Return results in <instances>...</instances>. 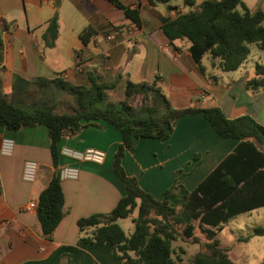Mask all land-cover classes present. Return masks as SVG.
Here are the masks:
<instances>
[{
  "label": "crops",
  "instance_id": "crops-1",
  "mask_svg": "<svg viewBox=\"0 0 264 264\" xmlns=\"http://www.w3.org/2000/svg\"><path fill=\"white\" fill-rule=\"evenodd\" d=\"M120 1L139 10L141 27L108 0H0L2 92L9 100L26 106L35 89L46 88L38 85L40 79L58 80L63 83L60 87L77 88H90L91 78L98 84L120 80L122 87L127 81L155 82L175 109L218 106L228 119L250 116L264 127V89L255 94L246 89V82L255 76L257 62L248 68V58L237 71L223 72L218 62L206 55L202 72L189 52L190 42L179 40L174 47L161 32L163 20H173L193 7L186 6L184 0H172L167 5H151L149 0ZM202 1L196 0V5ZM144 9L153 13L147 22ZM250 10L264 12V0ZM56 14L59 34L55 46L49 48L43 35ZM86 29L95 32L88 44L81 39ZM109 36L114 39L109 41ZM108 51L110 56L106 57ZM257 51L254 56L264 62V52ZM17 77L23 80L19 84ZM68 93L78 102L73 92ZM96 124L63 138L59 168L53 164L46 127L13 131L0 126V146L4 139L15 142L12 156L0 153V264H123L112 245L82 242L78 227L80 219L110 213L126 195L125 185L113 171L122 135L105 122ZM238 144V140L218 136L203 117L188 116L176 122L168 141L141 139L135 149L126 151L122 166L145 192L162 201L173 186L177 187L175 194L181 189L194 191ZM65 147L97 149L106 158L99 165L74 162L61 155ZM27 160L38 163L34 183L22 180ZM66 166L78 167L80 175L76 180H61L65 216L48 240L42 234L37 210L27 208L33 202L38 205L40 194L57 169L60 172ZM170 202L181 209L177 197L170 198ZM220 244L235 264L234 258L247 259L245 254L232 256L231 249Z\"/></svg>",
  "mask_w": 264,
  "mask_h": 264
},
{
  "label": "trees",
  "instance_id": "trees-1",
  "mask_svg": "<svg viewBox=\"0 0 264 264\" xmlns=\"http://www.w3.org/2000/svg\"><path fill=\"white\" fill-rule=\"evenodd\" d=\"M108 1L141 27L138 9H130L120 0ZM171 1L149 0L151 5H167ZM184 3L194 9L173 20H163L161 32L174 47L176 41H189V52L202 72V60L206 55L217 61L223 72H235L248 60L252 46L264 52V12H252L242 0H203L200 5H196V0H184ZM94 33L86 29L81 34L83 43L88 44ZM58 34L59 16L56 14L43 35L46 47L55 46ZM2 43L0 36V46ZM254 72L255 76L246 82V89L253 94L264 89V62H257ZM22 81L16 78V84ZM91 83L90 88L61 86L77 96L79 110L56 113L50 109L26 110L8 99L0 81V126L13 131L46 127L55 168H59V144L64 137L100 121L121 133L122 143L114 155L113 171L125 185L126 195L110 213L78 221L81 241L112 245L123 264H181L182 257L176 255L174 248V243L181 239L199 246L191 264H235L217 237L234 217L264 207V151L260 147L264 145V127L250 116L228 119L218 106L175 109L155 82L135 84L127 81L123 86L127 98L140 95L152 101L140 111L127 103L122 107L111 104L98 109L105 101L106 92L116 85L98 84L92 78ZM59 84L63 83L38 81V85L46 88ZM153 105L164 107L163 122L155 117ZM188 116L203 117L218 136L238 140L239 144L194 191L181 189L180 194H175L177 187L173 186L166 192L165 199L158 201L145 192L135 178L126 174L122 160L126 151L135 149L143 138L168 141L176 122ZM172 197L178 198L180 210L170 202ZM134 212H137L132 220L134 230L127 235L117 222L130 218ZM37 214L43 236L52 239L65 216L59 173L40 194ZM84 231L88 233L83 235ZM253 236H264V227L255 228ZM179 251L186 254L183 248Z\"/></svg>",
  "mask_w": 264,
  "mask_h": 264
},
{
  "label": "rangeland",
  "instance_id": "rangeland-1",
  "mask_svg": "<svg viewBox=\"0 0 264 264\" xmlns=\"http://www.w3.org/2000/svg\"><path fill=\"white\" fill-rule=\"evenodd\" d=\"M244 4L250 9L257 7L261 0H242ZM143 17L146 20L153 16V13L149 10H143ZM147 22V21H146ZM189 44V41H184ZM257 51L254 47L251 49V57L245 64L246 67L253 68L255 62L260 61V57H255L254 54ZM258 52V51H257ZM110 56V52H106ZM264 61V60H263ZM110 85H116V88L106 92L105 101L99 104L98 109L105 108L111 104L117 107H122V104L127 103L129 106L134 108L136 111H140L141 108L149 106L152 101L146 100L143 96L137 95L131 98H127L125 101L121 97L120 88L121 82L108 83ZM123 88V87H122ZM38 89V88H37ZM35 89L36 91L31 93L30 99L27 100L26 106L21 105L23 108L30 112H34L36 109H50L56 113H73L79 110V104L74 100L73 96L68 93V90L62 89L58 85H52L44 90ZM41 91V92H40ZM119 91V93H118ZM13 101V100H12ZM14 102V101H13ZM18 104L17 102H14ZM66 103L68 105H66ZM156 109L155 117L158 121L163 122L166 117V112L163 106L158 107L153 105ZM202 108V107H200ZM63 111V112H62ZM264 149V145H260ZM25 182V181H23ZM26 183V182H25ZM28 184V183H27ZM137 217V212H134L128 219L118 220L117 224L124 230L127 235H130L134 230L133 219ZM257 227H264V208L252 211L250 213H244L234 217L228 223L225 224L224 229L219 235V239L224 247L231 249L232 256L246 255L247 259L243 257L234 258L237 264H264V236H253L254 229ZM199 235V232H197ZM246 238H249L246 240ZM236 244V245H235ZM176 255L186 258L183 264H191L192 258L199 251V247L194 245L190 241L178 240L174 244ZM179 248H183L186 252L185 255L180 254Z\"/></svg>",
  "mask_w": 264,
  "mask_h": 264
},
{
  "label": "built area",
  "instance_id": "built-area-1",
  "mask_svg": "<svg viewBox=\"0 0 264 264\" xmlns=\"http://www.w3.org/2000/svg\"><path fill=\"white\" fill-rule=\"evenodd\" d=\"M114 37L109 36L108 40L112 41ZM108 56V55H107ZM15 148V142L12 139H4L1 142L0 153L3 156H12ZM61 155L74 162H88L93 164H102L105 161L106 154L97 149H88L85 151H78L72 148H63L60 151ZM38 163L32 160L24 162L22 170V180L26 183H34L37 178ZM61 180H76L79 178L80 170L75 166H66L60 170ZM28 210H37V204H29Z\"/></svg>",
  "mask_w": 264,
  "mask_h": 264
},
{
  "label": "water",
  "instance_id": "water-1",
  "mask_svg": "<svg viewBox=\"0 0 264 264\" xmlns=\"http://www.w3.org/2000/svg\"><path fill=\"white\" fill-rule=\"evenodd\" d=\"M262 86L264 87V84H262ZM57 173H59V169H57V171H56Z\"/></svg>",
  "mask_w": 264,
  "mask_h": 264
}]
</instances>
